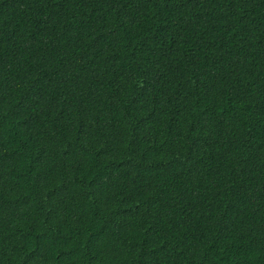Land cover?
<instances>
[{"label": "trees", "instance_id": "1", "mask_svg": "<svg viewBox=\"0 0 264 264\" xmlns=\"http://www.w3.org/2000/svg\"><path fill=\"white\" fill-rule=\"evenodd\" d=\"M0 264H264V0H0Z\"/></svg>", "mask_w": 264, "mask_h": 264}]
</instances>
